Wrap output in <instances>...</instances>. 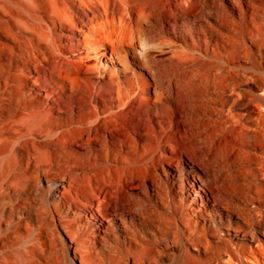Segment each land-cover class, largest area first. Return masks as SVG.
Wrapping results in <instances>:
<instances>
[{
  "label": "bare ground",
  "instance_id": "bare-ground-1",
  "mask_svg": "<svg viewBox=\"0 0 264 264\" xmlns=\"http://www.w3.org/2000/svg\"><path fill=\"white\" fill-rule=\"evenodd\" d=\"M25 230L4 264H264V0H0V245Z\"/></svg>",
  "mask_w": 264,
  "mask_h": 264
},
{
  "label": "rangeland",
  "instance_id": "rangeland-1",
  "mask_svg": "<svg viewBox=\"0 0 264 264\" xmlns=\"http://www.w3.org/2000/svg\"><path fill=\"white\" fill-rule=\"evenodd\" d=\"M60 232L62 236L69 242V238L66 236V234L63 232L62 229H60ZM24 239L20 242L19 245L15 246L14 242L15 240L12 238H7L6 242L3 245H0V264L3 263V258L8 256V252L13 249L14 247H18L20 250H22L24 253L27 252V248L32 244L33 235L28 232L24 231ZM1 236H4L3 234ZM56 263L55 264H65L64 261L61 260V258L58 255H55ZM68 259L72 260L73 264H83L80 261V256L78 253L74 255V251L72 248L69 249L68 252ZM100 257L98 256H91L88 258L89 263L88 264H100L99 263Z\"/></svg>",
  "mask_w": 264,
  "mask_h": 264
}]
</instances>
